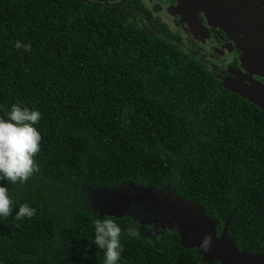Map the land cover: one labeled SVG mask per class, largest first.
I'll use <instances>...</instances> for the list:
<instances>
[{"label":"trees","instance_id":"obj_1","mask_svg":"<svg viewBox=\"0 0 264 264\" xmlns=\"http://www.w3.org/2000/svg\"><path fill=\"white\" fill-rule=\"evenodd\" d=\"M13 103L39 109L42 140L38 172L0 180L13 200L0 264H103L91 241L104 215L122 228L120 264H222L183 241L148 189L198 204L217 235L227 227L239 250L264 253V110L125 14L0 0V117ZM25 202L35 215L17 220ZM143 203L152 217L136 213Z\"/></svg>","mask_w":264,"mask_h":264},{"label":"flooded vegetation","instance_id":"obj_2","mask_svg":"<svg viewBox=\"0 0 264 264\" xmlns=\"http://www.w3.org/2000/svg\"><path fill=\"white\" fill-rule=\"evenodd\" d=\"M125 14L224 80L264 83V0H84ZM249 77V78H248ZM136 213L154 215L146 204ZM121 210L120 207H118Z\"/></svg>","mask_w":264,"mask_h":264},{"label":"clouds","instance_id":"obj_3","mask_svg":"<svg viewBox=\"0 0 264 264\" xmlns=\"http://www.w3.org/2000/svg\"><path fill=\"white\" fill-rule=\"evenodd\" d=\"M18 49L23 47L26 51L29 44L15 45ZM41 118L37 108H29L20 103H13L3 117H0V180L15 184L24 183L35 172L39 165L34 159L40 151L42 136L36 125ZM13 200L9 188L0 184V217H7L12 213ZM36 209L25 202L18 206L15 212L17 220L25 217L31 218ZM95 218L94 240L91 241L97 248L103 250V264H120L123 246L121 243L122 228L112 218ZM128 237H138V229L129 224L124 230ZM210 238L205 237L201 247L207 250Z\"/></svg>","mask_w":264,"mask_h":264},{"label":"water","instance_id":"obj_4","mask_svg":"<svg viewBox=\"0 0 264 264\" xmlns=\"http://www.w3.org/2000/svg\"><path fill=\"white\" fill-rule=\"evenodd\" d=\"M249 79L252 85L224 80L223 86L264 110V83ZM148 190L149 199L152 200L155 207L158 206L166 214L169 225H176L183 241L195 245L205 260L211 262L219 260L222 264H264V253H249L239 250L235 240L228 235L227 227H224L217 235L218 221L209 218L198 204H192L181 198H167L158 201V194L152 189ZM111 210L121 211L117 206L111 207ZM206 236L210 238V243L207 250H204L201 247V242Z\"/></svg>","mask_w":264,"mask_h":264}]
</instances>
